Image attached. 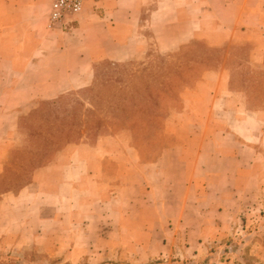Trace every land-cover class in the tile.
<instances>
[{
  "label": "crops",
  "instance_id": "0c3cea01",
  "mask_svg": "<svg viewBox=\"0 0 264 264\" xmlns=\"http://www.w3.org/2000/svg\"><path fill=\"white\" fill-rule=\"evenodd\" d=\"M204 5L87 0L65 30L48 28L46 0H0V187L22 182L34 162L17 167V154L7 149L24 118L43 102L89 87L96 63L141 59L150 42L164 51L191 42L204 26ZM193 7L202 15L187 19ZM215 7L233 13L224 22L215 18L228 31L223 44L250 48L251 57L233 70L228 54L205 71L174 120L180 131L191 123L195 132H178L175 143L144 161L133 137L94 141L85 126L80 141L51 154L25 183L0 190L1 250L36 248L68 264L160 257L167 264H247V254L264 264V239L252 229L264 220V1ZM174 13L190 28L171 36ZM112 141L118 146L108 148Z\"/></svg>",
  "mask_w": 264,
  "mask_h": 264
},
{
  "label": "rangeland",
  "instance_id": "374dc122",
  "mask_svg": "<svg viewBox=\"0 0 264 264\" xmlns=\"http://www.w3.org/2000/svg\"><path fill=\"white\" fill-rule=\"evenodd\" d=\"M49 3V0H46V4ZM224 3L225 0H205L204 26L198 30L197 37L191 42L182 46H168L166 51L150 42L144 45L141 59L96 63L93 81L89 87L66 93L55 101L41 103L31 115L22 120L17 132L10 136L11 144L7 148L17 154L16 158L13 157L17 167L26 160L34 161L29 167L25 166L27 177L17 185L0 187V190L17 188L25 183L38 165L50 161L53 155L68 143L80 141L85 126L93 134L94 141L103 135L111 134H123L126 138L124 140L127 141L133 137L144 161L155 159L162 149L175 143L178 132H195L196 127L191 123L180 131V128L176 127H179L178 122L174 120H178L175 116L185 110L189 94L198 90V82L205 71L219 68L228 54L230 56L227 64L233 70L242 69L251 57L250 48L235 45L228 48V45L223 44L228 37V31L221 28L216 20L224 22L233 15L228 9L224 8L219 12L215 7ZM195 9L196 7L189 8L185 17L188 19L201 16L199 10ZM172 16L171 36L180 35L190 28L188 20L180 22L176 13ZM259 32L262 33V30H256L257 36L260 35ZM236 57L238 65L233 61ZM111 143L113 147L118 146L117 142L112 141L107 143L108 148ZM118 144L119 148H125L127 142L118 141ZM37 152H48L49 155L37 157ZM252 229H255L258 238L264 239L263 219H257ZM244 236L241 235L243 242H250V238L244 239ZM169 262L170 260L160 257L147 264ZM187 262L214 264L211 260L200 263H191L189 260ZM245 262L261 264L256 257L249 254L245 255ZM0 264L68 263L63 257L30 248L15 252L0 249ZM99 264H130V261L110 259Z\"/></svg>",
  "mask_w": 264,
  "mask_h": 264
},
{
  "label": "built area",
  "instance_id": "2783aa9c",
  "mask_svg": "<svg viewBox=\"0 0 264 264\" xmlns=\"http://www.w3.org/2000/svg\"><path fill=\"white\" fill-rule=\"evenodd\" d=\"M87 0H50L47 13L48 28H66L74 16L79 15Z\"/></svg>",
  "mask_w": 264,
  "mask_h": 264
}]
</instances>
